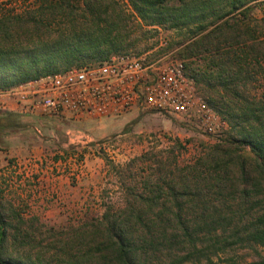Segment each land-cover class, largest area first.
I'll use <instances>...</instances> for the list:
<instances>
[{"label": "rangeland", "instance_id": "1", "mask_svg": "<svg viewBox=\"0 0 264 264\" xmlns=\"http://www.w3.org/2000/svg\"><path fill=\"white\" fill-rule=\"evenodd\" d=\"M43 1L0 0V13L13 10L26 14L24 18L31 27H41L43 31L58 32L72 25L58 10V16L44 14L41 24L38 8ZM71 1L79 7L78 14L82 12L80 7L86 0ZM97 2L103 10L101 22L108 18L114 27L112 35L106 43L97 40L99 32L88 31L81 36L104 52L85 55L71 66L92 63L117 52L143 54L165 38L166 50L176 51L186 61L187 73L195 79L197 89L228 125L209 135L194 118L143 109L117 117L74 120L0 108V117L14 114L12 117L20 125L13 132L0 134V206L4 205L2 210L11 224L7 232L11 238L17 235L21 242L27 235L31 238V243L15 246L20 252L17 255H40L42 261L38 264H107L106 260H98V242L104 238L101 224L107 223L106 214H123L133 222L138 211L149 212L155 207L156 211L167 212L164 224L172 228L177 221L170 209L180 204L192 240L178 244L184 239L179 236L168 252L166 237L162 236L157 240V251L151 255L154 263L171 262L178 252L194 250V241L199 249L194 250L195 261L200 257H205V262L206 257H211L218 264L259 260L264 256V245L250 240L248 234L252 224L264 214V175L250 148L241 145L237 138L242 126L245 130L251 128L248 122L239 125L240 115L250 114L253 109L264 122V4L257 5L248 18L240 15L239 21H231L244 33L241 46L229 42L236 44L238 51L243 48L231 58L245 61L232 69L227 67L223 80L234 81L224 84L215 76L216 66L210 60L213 52L208 54L212 58L205 56L210 50L201 51L197 57L182 55L180 51L188 41L178 30L142 22L129 0ZM211 19L212 16L208 18ZM49 20L51 26H43ZM21 33L24 35V31ZM214 48L211 46V50ZM227 48L228 43H222L221 53ZM66 66L61 62L57 69ZM210 72L216 78L210 77L209 81ZM149 178L172 182L179 190L178 203L170 195L150 205L144 197L150 189L146 185ZM153 212L150 211L151 217H144L143 230L130 228L137 240L143 235V243L148 225H153ZM22 221L25 224L21 225ZM93 250L97 259L90 262L85 257ZM169 254L171 258H167Z\"/></svg>", "mask_w": 264, "mask_h": 264}, {"label": "trees", "instance_id": "2", "mask_svg": "<svg viewBox=\"0 0 264 264\" xmlns=\"http://www.w3.org/2000/svg\"><path fill=\"white\" fill-rule=\"evenodd\" d=\"M129 2L142 22L153 26L160 25L176 29L179 35L187 38L188 42L180 51L182 55L189 53V55L197 57L201 51L210 50L205 55L209 59L212 57L208 54L213 52L214 58L210 60L216 66L215 76L220 77L221 82L224 84L233 83L234 81V79L223 80L225 70L228 71L227 67L232 69L233 65H241L245 61L231 58L233 54L238 56L243 48L238 51L237 48H234L236 44H229V42L241 46V38L244 34L238 26L232 25L231 21H239L240 15L248 18V15L257 5L264 4V0H129ZM80 8L82 12L78 14L79 7L74 6L71 0L43 1V4L38 8L40 9L38 12L42 17L41 24H44V14L54 13L58 16L59 11H62L61 16L65 20L72 22V25H68L67 28H62L58 32L43 31L41 27L32 28L30 22H27L24 18L26 14H17L13 10L0 13V91L25 83L43 74L56 72L58 71V64L61 62L67 64L64 67V69H67L76 60V62L79 61L78 59L82 60L85 55L97 51L104 52L99 46L90 44L89 40H83L81 36L87 35L88 31L99 32L100 35H98L99 39L97 40L101 39L106 43L112 35L114 27L111 26L108 18L101 22L103 10H100L101 4L97 0H86ZM56 16H53V19ZM210 16H212L211 21L208 20ZM222 19L225 20L221 21ZM105 21L109 24L103 26L102 24ZM50 22L49 20L48 24L46 23L43 26H51ZM193 25L194 28H192ZM211 25H214V27L209 29ZM183 29H187V32H182ZM21 31H24V35ZM222 43H228L230 47L226 49V53H221ZM211 46L215 47L214 50H211ZM223 54H226V56H223ZM228 57L230 61L227 60ZM193 76L196 78L197 75L193 74ZM215 76L211 74L208 80H211L210 77L216 78ZM203 77H206V75H203ZM13 115L7 114L5 117H0V134L10 133L20 128L17 120L12 117ZM257 117L259 115L253 109L250 114L240 115L239 125H242L241 122H248L251 128L245 130L242 126L240 136L237 139L241 145L250 148L258 163L259 170L264 175V122ZM146 185L150 189L144 197L151 202L150 205L159 203L161 199L168 198L170 195L174 197L173 201L178 203L179 190L172 182H155L149 178L146 180ZM2 206L4 207V205L0 206V264H38L37 261H42L40 255L35 258L28 253L25 257L17 255L20 252L15 250V246L19 248L21 245H25L27 241L31 243V238L27 235L22 242L17 235H13V238H11L7 232V226L11 224L7 222ZM154 208H150V211H154L152 213L154 217L152 218L153 225H148L149 232L144 243L143 235L137 240V236L130 228L139 230V227L146 225L144 217H151L149 210V212L138 211L136 221L133 222L123 214L114 216L106 214L107 223L101 224L104 227V230L101 231L104 238L102 242H98V246L100 245L98 260H106L107 264H156L153 262L151 255L157 251L156 248L159 245L157 240H160L162 236L166 237L165 242L167 244L165 247L169 249L168 252L173 250L176 245L175 240L179 236L184 237V239L178 244L184 243L186 240H192V233L189 225L183 219L180 204L170 209L177 221V224L172 228L164 224L167 212L162 209L156 211ZM23 224L25 223L22 221L21 225ZM162 224L164 225L162 226ZM153 228H156V230ZM18 229L20 231L21 227ZM248 235L250 240L264 245V214L257 218V222L252 224ZM156 236H160L159 239H156ZM185 237H188V239ZM192 245L195 247L194 250L199 251L196 248L195 241ZM194 250L185 254H179L178 252L173 256L174 259L171 262L157 264H218L211 257H206V262L205 257H200L197 261L193 260L192 256L195 257L196 253ZM93 252L95 250L86 253L87 257L85 258L89 257L90 262L97 259V257H93ZM198 254L206 255L204 251L198 252ZM167 258H171V254L167 255ZM229 264L239 263L230 262ZM245 264H264V256L259 260Z\"/></svg>", "mask_w": 264, "mask_h": 264}, {"label": "built area", "instance_id": "3", "mask_svg": "<svg viewBox=\"0 0 264 264\" xmlns=\"http://www.w3.org/2000/svg\"><path fill=\"white\" fill-rule=\"evenodd\" d=\"M167 44L162 38L143 54L117 52L92 63L43 74L0 91V108L74 120L117 117L143 109L194 118L209 135L226 129L227 122L187 73L186 61L176 51L166 50Z\"/></svg>", "mask_w": 264, "mask_h": 264}, {"label": "crops", "instance_id": "4", "mask_svg": "<svg viewBox=\"0 0 264 264\" xmlns=\"http://www.w3.org/2000/svg\"><path fill=\"white\" fill-rule=\"evenodd\" d=\"M13 105H14V103L13 102H11ZM66 118V117H65Z\"/></svg>", "mask_w": 264, "mask_h": 264}]
</instances>
